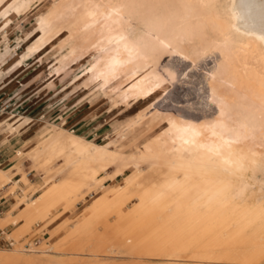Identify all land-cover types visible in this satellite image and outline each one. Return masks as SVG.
Listing matches in <instances>:
<instances>
[{
	"label": "bare ground",
	"instance_id": "6f19581e",
	"mask_svg": "<svg viewBox=\"0 0 264 264\" xmlns=\"http://www.w3.org/2000/svg\"><path fill=\"white\" fill-rule=\"evenodd\" d=\"M32 21L15 44H0L2 62L15 56L7 74L62 51L51 73L60 77L105 51L84 72L87 84L148 106L102 143L58 127L0 165V190L15 197L0 216L15 241L0 248V264H264V198L254 192L264 197V0H0L2 40ZM171 54L192 66L216 58L206 73L210 117L156 103L179 81L163 66ZM161 111L160 139L127 148ZM111 167L114 179L134 170L116 191L98 177ZM32 172L45 178L35 189ZM84 191L88 214L61 235ZM34 230L39 241L23 243Z\"/></svg>",
	"mask_w": 264,
	"mask_h": 264
},
{
	"label": "rangeland",
	"instance_id": "374dc122",
	"mask_svg": "<svg viewBox=\"0 0 264 264\" xmlns=\"http://www.w3.org/2000/svg\"><path fill=\"white\" fill-rule=\"evenodd\" d=\"M137 18V15L133 16V25L135 26L138 25ZM32 25L33 21L26 24L22 29H17L16 32H14L15 34L8 36L6 39H4V41L1 40V49L6 46V43L15 44L18 37L28 32ZM139 28L142 29V25H139ZM63 54L64 53L62 51H56L51 56L48 55L46 57L47 62L45 65L39 63L36 59L29 60V63H31L34 69L38 66L35 73V78H37V84L42 86L41 90L38 91V95L46 98L47 100L50 98L54 99L59 90L65 86L61 91L63 93L59 95L57 99H52V101H50V103L56 101L58 102L55 110L56 115L54 116L63 115L67 117L68 115L72 114L71 117H74L73 122L80 120L82 123H84V126L81 130L73 132L71 131L72 129H70V127L66 126V119H63L61 124H59V121L56 122L58 124L39 122L34 126V132L32 135H35L36 137L39 133H41V129L44 126L46 127L50 125L51 131L57 129L58 127H62L75 134H83V136H85L90 141L102 143L108 139L114 138L116 130L125 128L127 124L135 120V118H137L141 112L146 110L148 105L145 102H142L138 99H133L130 101L129 105H123L119 100L118 92L107 89L108 93L105 94L103 89L98 87L97 84H87L88 82L84 77V72L93 62L101 59L105 54V51L91 54L83 63L75 66L67 73L58 77V81L61 82H59L58 85L57 83L54 84V88L47 86V84H41L51 81L53 78L51 77V73L55 69L54 65L56 63H60H54L53 60L62 59ZM214 59L216 58H208L199 62L197 66H192L189 60H186L177 54H171L168 58H166L163 66H166V64L174 66L179 81L173 87H171L170 90L164 93L163 96H161L156 101V103L159 104L160 107L166 109L169 108L168 110L173 111L176 116H182L197 121H200L205 117H210L215 108L214 106L208 108L205 105L208 92L206 73L214 66ZM1 62L2 61L0 60V63ZM56 86L57 88H55ZM118 88V91L121 90L123 85ZM63 103H66L67 107H61ZM59 106L60 108H58ZM77 106L79 107L77 112L72 113L73 109ZM8 111H10V109H8ZM158 114L159 117H152L147 123L140 127L139 132L130 139V141L126 144V147H132L133 149L130 150L135 151L137 146L150 145L156 140L160 139L161 130L163 128V125L161 124L163 120V113L161 111ZM16 136L19 137L17 134ZM36 141V139L28 141L25 143V147L22 149L28 150L32 148L36 144ZM26 164V169L28 171H32L30 163L27 161ZM113 170L114 167H111L108 168L107 171L101 172L98 175L100 179H103L105 189L108 191H116L123 183L125 177L134 173L133 169H129L123 175L114 179L112 177ZM15 178L16 180H20L22 176L18 175ZM30 179L32 180V183L29 184V186H33L34 189L40 185H43L45 180L44 176L37 172H32ZM20 186L24 187V183L21 182ZM254 192L261 199L264 198L262 192L258 190H255ZM8 193L10 194V190L5 191V194L9 195ZM93 193L97 194V192ZM131 193L132 191H130L128 194ZM38 194L39 193L36 195ZM8 200L9 201L6 209H4L3 215L10 207H12V204H15V197L13 195L10 194ZM91 202L92 196L87 191H84L80 199L72 206L70 211V222L62 221L59 224L61 235L67 236L72 230V227L88 214ZM115 221V218L111 219V223H115ZM34 229H36V227ZM3 230L13 232L14 227L12 225H8ZM99 231L106 236H108L110 232L109 229L103 228H100ZM41 236L42 235H37L36 230H34L32 234L26 235V237L23 239V243H28L29 241H39ZM59 236L47 239V241L53 242L55 240H61Z\"/></svg>",
	"mask_w": 264,
	"mask_h": 264
},
{
	"label": "crops",
	"instance_id": "0c3cea01",
	"mask_svg": "<svg viewBox=\"0 0 264 264\" xmlns=\"http://www.w3.org/2000/svg\"><path fill=\"white\" fill-rule=\"evenodd\" d=\"M13 34L15 33L12 32L11 34H9V36H12ZM3 37L4 31H0V40H2ZM14 61L15 56L12 55L7 62L0 63L1 167H10L13 164L17 150L24 148L25 143L35 138V135H32V133L34 132L33 128L39 122L47 124H58L56 122L59 121V124H61L62 120L66 119V126L70 127V129H72L71 131L73 132L81 130L84 126V123H82V121L80 120L73 122L74 117H71L72 114L68 115L67 117L63 115L54 116L56 115L55 110L58 102L56 101L50 103L53 98L47 100L46 98L38 95V91H40L42 87L37 84L38 81L37 78H35V73L38 66L34 69L31 63H29L28 61L24 67L16 69L11 74H7ZM59 82L61 81H58V77H53L51 81H47L41 84H47V86L53 87L55 86L54 84L57 83L58 85ZM55 88H57V86ZM62 89L59 90L54 99H57V97H59V95L63 93L61 92ZM3 107H6L5 111L1 110V108ZM61 107H67V104L63 103ZM58 108H60V106ZM8 109H10V111H8ZM78 109V106L75 107L72 113H76ZM25 119H28V121H26ZM19 124H22L21 127H19L18 130L13 131L12 127ZM47 130V133L51 132L50 125L46 127L44 126L41 129V133H39L37 136L42 134L41 137H43V133H45V131ZM16 134L19 135V137H17Z\"/></svg>",
	"mask_w": 264,
	"mask_h": 264
},
{
	"label": "built area",
	"instance_id": "2783aa9c",
	"mask_svg": "<svg viewBox=\"0 0 264 264\" xmlns=\"http://www.w3.org/2000/svg\"><path fill=\"white\" fill-rule=\"evenodd\" d=\"M2 111L6 110V107L1 108ZM9 195L5 194V190H0V216L3 215L4 209L8 204ZM9 231L0 229V248H13L15 241L8 238Z\"/></svg>",
	"mask_w": 264,
	"mask_h": 264
}]
</instances>
